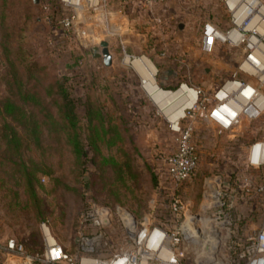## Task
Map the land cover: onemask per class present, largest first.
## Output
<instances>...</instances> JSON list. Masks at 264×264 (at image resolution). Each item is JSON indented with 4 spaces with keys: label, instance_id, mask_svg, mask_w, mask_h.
<instances>
[{
    "label": "rangeland",
    "instance_id": "1",
    "mask_svg": "<svg viewBox=\"0 0 264 264\" xmlns=\"http://www.w3.org/2000/svg\"><path fill=\"white\" fill-rule=\"evenodd\" d=\"M47 1L0 0V100L11 94L6 77L14 76L3 60L2 46L8 40L12 48L26 51L22 52L26 56L21 64L24 75L25 65L33 61L38 64L40 71L37 75L43 81L67 76L66 82L77 86L74 96L80 98L77 113L82 142L88 144L85 137L91 131L88 117L91 111L99 148L96 150L89 146L90 157H94L96 162L82 165L83 157L78 160L70 142L74 131L68 136L64 132L58 133L50 124L44 125L41 144L38 146L27 141L30 147L24 149L28 165L30 160H34L43 169L36 184L38 202L27 191L25 177L15 165L14 161H19V158H8L5 148L0 145V241L17 237L34 254L44 249L45 241L39 227L43 218L49 221L65 249L75 252L76 240L85 227L79 215L91 204L113 209L124 207L138 218L160 226L172 220L167 209L171 188L166 156L171 144L174 146V139L130 61L143 56L151 60L156 67L158 84L167 62L175 69L179 67L177 59L180 55L187 59L183 71L191 85H216L225 78L240 75L235 68V50L217 46L211 54L204 53L202 42H199L202 23L188 26L185 34L175 25L179 34L177 39L183 42L176 44V35L169 36L167 38L173 42L170 47L166 44V37L142 31L139 23L135 30L124 28L119 34H91L81 27L67 33L61 23L62 18L72 14L81 16L83 12L104 14V8L107 12L112 2L81 0L80 4H74L70 0H57L62 16L53 23L51 6ZM216 1L218 9L214 21L225 29L231 17L224 0ZM102 39L110 43L113 55L110 67L92 55L93 44ZM20 53L16 55L19 58ZM174 56L176 59L171 62ZM80 75L83 77L81 80ZM35 82L32 79L28 85ZM177 86L178 79L170 89L175 90ZM30 106H27L28 110H32ZM39 117H43V112ZM7 124L14 125L21 133L24 131L11 117L5 119L0 114L1 143V133ZM194 138L200 151V164L195 175L186 180L176 193L189 212L204 215L205 204L213 195L211 188L217 185L216 182L231 183L230 187L224 183L222 195L231 206L234 231L239 239L252 236L263 223L261 200L246 189L244 191L243 187L247 180H253L254 184L264 181V165L254 167L248 161L251 146L257 139L264 138V117L248 120L233 132L198 124ZM104 235L101 244L107 243L106 253H109L108 247L113 250L119 247L124 238L120 221Z\"/></svg>",
    "mask_w": 264,
    "mask_h": 264
},
{
    "label": "built area",
    "instance_id": "2",
    "mask_svg": "<svg viewBox=\"0 0 264 264\" xmlns=\"http://www.w3.org/2000/svg\"><path fill=\"white\" fill-rule=\"evenodd\" d=\"M132 1L153 9L167 0ZM224 4L231 17L229 26L224 29L204 18L199 42L205 54H211L217 46L235 50V68L240 75L225 78L216 85H191L183 71L187 59L180 55L175 90L158 84L155 74L158 89L179 95L171 101L165 96L156 100L148 93L174 139V147L166 156L171 188L167 201L172 220L160 226L138 218L124 207L113 209L91 204L79 215L85 227L76 240L75 252L65 249L45 220L39 226L45 241L41 253L29 252L23 242L11 236L0 241V264H264V181L254 184L253 180H247L243 187L261 200L263 218L261 227L245 239L237 237L231 206L222 195L225 190L222 186L228 182H216V188H211L213 195L205 204L204 215L189 212L176 193L195 175L200 164L194 138L198 124L233 132L248 120L264 117V0H224ZM74 18L71 15L61 20L67 33L74 28ZM153 23L154 30L163 20L156 17ZM257 140L248 154L254 167L264 165V138ZM117 221L124 230L123 242L114 250L108 247L111 251L108 249L106 253L107 243L101 244L104 232Z\"/></svg>",
    "mask_w": 264,
    "mask_h": 264
},
{
    "label": "trees",
    "instance_id": "3",
    "mask_svg": "<svg viewBox=\"0 0 264 264\" xmlns=\"http://www.w3.org/2000/svg\"><path fill=\"white\" fill-rule=\"evenodd\" d=\"M47 2L51 6V20H53V23L55 19L59 21L62 15H60L61 13L58 9L57 0H48ZM2 49L5 54L3 60L7 63L9 70H12L11 72L14 76L6 77L8 89L11 94L0 100V114L2 118L5 119L11 117L16 121L17 125H20L21 128L24 129V131L21 133V130H18L14 125L10 126L7 124L6 129H3L1 133V141L3 143L0 142V145L5 148L4 153L8 158H19V161H14L15 165L18 171L25 177L27 191L32 193L34 198L37 199L36 201H38L36 184L38 182V174L42 172L43 169L35 164L34 160H30L31 164L28 165L29 161L25 158L24 149L30 147V141H33V144L39 146L41 144L42 127L46 124H50L54 127L53 129L55 131L58 133L64 132L68 136H71L72 130L74 131L70 142L74 146V151L78 155V160L80 161V158L83 157V160L80 161L82 165L96 162V159L90 157L89 154V146H92L96 150L99 148V137L96 138V126L93 124L94 113L90 111L88 114L91 131L90 134L85 137L86 140H88V144L85 145L84 142H82L83 135L79 132L81 125L77 113V102L80 98L74 96V88L77 86L69 85L68 82H66L68 80L67 76L48 82L43 81V78L37 75L40 71L38 69V64H34L33 61L25 65L26 74L24 75L21 70V64L26 60V56H24L22 52L26 51L22 50V48H12L8 40L6 44L4 43ZM19 53L20 58L16 56ZM174 59H176V57L170 61L172 62ZM165 68L166 67H163V69ZM82 78L83 77L80 75L79 79L81 80ZM32 79H35V84L28 85ZM77 83H80V81ZM31 103L32 106H30ZM27 106L32 107V110H28ZM41 112H43L42 118L39 117ZM27 141L29 143H27ZM169 208V203L167 202V209L170 212ZM39 212L41 213V210ZM45 220L46 219L43 218L41 222Z\"/></svg>",
    "mask_w": 264,
    "mask_h": 264
},
{
    "label": "crops",
    "instance_id": "4",
    "mask_svg": "<svg viewBox=\"0 0 264 264\" xmlns=\"http://www.w3.org/2000/svg\"><path fill=\"white\" fill-rule=\"evenodd\" d=\"M109 2L112 3L108 5L109 8L107 7V12L106 7L104 8L106 12H104V14L100 13V15H96L95 13L91 14L84 12L81 16L72 14V16L75 17L74 29L77 30L81 27L88 32L91 31V34H101V32L119 34L124 28H134L135 30L136 24L139 23L141 28H143L142 31L146 30L148 33H159L166 38L176 35L175 43L180 44L183 41L182 39L181 41L177 39L179 34L176 32L175 25L180 32H184L182 34H185L188 26L194 23L200 24L204 18H209L214 21V14L218 9L216 0H167L165 3L153 9L145 8L138 1L132 0H109ZM156 17L162 18L163 24L161 26L159 25L158 28L155 25L156 28L153 30V21ZM157 29H161L162 32ZM167 39L169 42L166 41V44L170 47L173 45V42L169 38ZM165 67L175 68L168 62ZM171 145L173 148V144ZM169 153H167V155ZM226 184H228V187L232 186L229 182Z\"/></svg>",
    "mask_w": 264,
    "mask_h": 264
},
{
    "label": "bare ground",
    "instance_id": "5",
    "mask_svg": "<svg viewBox=\"0 0 264 264\" xmlns=\"http://www.w3.org/2000/svg\"><path fill=\"white\" fill-rule=\"evenodd\" d=\"M74 4H80L81 0H70ZM92 2L96 3L97 0H92ZM127 62H129V58L126 57ZM131 66L134 68V70L139 74V76L143 80L144 88L147 90V92L153 96L154 99L159 100L161 97L165 96L167 99L173 101L179 93H171L168 91H161L157 88L155 83V74H156V67L155 65L146 58L145 56L134 58L132 61H130ZM193 95V93H191ZM166 99V100H167ZM264 104V102H263ZM176 105L179 106V113H182V107L180 102L177 100ZM206 224H204V227Z\"/></svg>",
    "mask_w": 264,
    "mask_h": 264
},
{
    "label": "water",
    "instance_id": "6",
    "mask_svg": "<svg viewBox=\"0 0 264 264\" xmlns=\"http://www.w3.org/2000/svg\"><path fill=\"white\" fill-rule=\"evenodd\" d=\"M35 3H39L40 0H34ZM92 55L94 58H101L105 66L110 67L113 63V55L110 51V43L108 40H101L93 44ZM178 79V71L172 68H165L161 71L159 76L160 85L163 87H171L175 80ZM214 188H216L214 186Z\"/></svg>",
    "mask_w": 264,
    "mask_h": 264
}]
</instances>
